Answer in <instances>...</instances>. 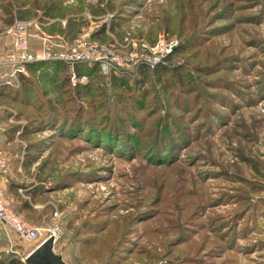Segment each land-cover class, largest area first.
I'll use <instances>...</instances> for the list:
<instances>
[{"label":"rangeland","instance_id":"1","mask_svg":"<svg viewBox=\"0 0 264 264\" xmlns=\"http://www.w3.org/2000/svg\"><path fill=\"white\" fill-rule=\"evenodd\" d=\"M10 2L14 13L26 17L16 20L42 24L32 30L36 49L50 36L54 48L69 50L76 38L107 23L116 31L92 41L123 61L134 51L120 46L128 33L153 45L169 25L178 46L187 40L188 47L170 59L177 75L163 74L161 83L155 79L142 88L98 78L91 80L89 96L77 98L76 108L90 107L80 115L83 126L87 113L103 125L107 115L119 146L136 142V150L92 143L81 127L70 129L72 122L61 127L64 117L57 127L14 135L17 127L49 122V104L56 107L58 99L74 94L72 82L59 88L64 73L29 72L27 104L21 94L15 99L16 87L0 91V152L23 166L14 181L9 177L0 186L34 226L51 225L53 214H62L65 235L55 250L66 264H264V0H5L2 6ZM9 18L0 9V38L6 41L0 40V53L10 46L4 35ZM179 80L195 93L184 94ZM21 86L27 89L22 80ZM180 92L189 112L175 107ZM133 93L136 99L145 94V112L127 100ZM154 102L157 113H148ZM129 115L143 121L129 122ZM155 138L170 163L148 160ZM31 142L39 144L28 151ZM27 186L44 192L32 201ZM23 201L33 203V211L19 212ZM35 247L0 225V264L12 256L26 264Z\"/></svg>","mask_w":264,"mask_h":264},{"label":"built area","instance_id":"2","mask_svg":"<svg viewBox=\"0 0 264 264\" xmlns=\"http://www.w3.org/2000/svg\"><path fill=\"white\" fill-rule=\"evenodd\" d=\"M107 25L106 31L111 34V24L107 23ZM39 26H42V24L34 20H18L5 28L4 35L10 39L8 50L0 53V71H7L3 78L5 85L20 87L21 76L28 75V65L51 61H61L69 67L71 82L74 86L87 80V77L81 79L77 77L75 65L78 63L98 64L105 76H109L112 72L120 75L136 76L143 66L152 69L163 63L179 45L178 40L172 38L166 32L160 33L153 45L145 39H135L128 33L121 40L120 46L123 45V49L132 48L134 51L130 52V57L126 61H123L116 56L115 51L111 48L104 46L100 42H93V34L79 36L69 50L65 47L56 49L52 45L50 36L43 37L44 45L42 49H36L30 40L33 28H39ZM18 135H21V132ZM16 139L19 143H23L18 138ZM9 171L10 160L6 154L0 152V177H6ZM0 225L26 242L36 245V249L49 239H53L55 250L56 243L65 235L62 225V214L59 211L53 214V223L51 225L34 226L14 209L1 186Z\"/></svg>","mask_w":264,"mask_h":264},{"label":"trees","instance_id":"3","mask_svg":"<svg viewBox=\"0 0 264 264\" xmlns=\"http://www.w3.org/2000/svg\"><path fill=\"white\" fill-rule=\"evenodd\" d=\"M4 1L5 0H0V9L4 10L5 15L7 13L10 16L9 20L6 21V23L9 24L8 26H11L16 21H18V20H16L18 17L20 19H26V17L21 15L20 12H16V13L13 12V8H14L13 2H10L8 5L5 4L4 6H2V3ZM21 21H30V20H21ZM114 28L115 27L111 28L112 32L116 31V28L115 29ZM170 28H171V26L166 25V30L169 31V32L166 31L168 34H170V30H169ZM173 32L176 33V30H174ZM105 34H106V25H104L101 28V30H98V32L93 33L92 39L93 38L98 39L100 36H104ZM179 36L182 37L181 34H179ZM139 38H143V37H139ZM144 39L146 40V38H144ZM156 40H157V37L155 38V42H156ZM187 47H188L187 46V40H185V42L183 44H181V46H178L175 49V51L171 55H169L163 63L157 65L155 68H152V69L149 67L143 66L140 68L139 73L136 76H129V75H125V74L120 75V74H117L115 72H112L109 76H105V75H103V73L101 71V67L98 64L78 63L75 65V72L77 74V77L79 79H81L83 77H87L89 79V83L84 85V86L81 84H78L76 86L71 84L70 69L65 63H63L61 61H51V62H42V63L30 64V65H28V75H29V72L37 73L40 71H44V73H47V74L53 73L54 75H56L58 77L61 73L66 74L67 76L62 81L61 86H59V88L61 90V88H64L67 83H70L71 86L73 87L71 89H73L72 91L74 94L72 96H69L67 98V100H63V98L58 99V101L55 103V104H57L56 107L49 104L48 112H47V115L49 116V118L46 119L47 121L49 119V122H31L32 124L28 123L26 126L17 127L15 129H13L12 131L14 132V135H16L18 132H21V136L31 135L32 133H34V131L36 129H40V127L42 125H51L52 127H57L58 126L57 121L61 120V117H64L62 119L63 123L61 124V127H66L67 124H65V123L68 121L72 122L73 125L70 127V129H76V128L79 129L81 127L82 130L80 129L79 132L81 134H84V136L87 139L91 140L92 143L101 144L104 148H107L110 150H113L116 147V145H118V147H120V149H123L126 151L136 150V145H137L136 142H129L128 141L130 144L126 143L127 145H125V146L124 145L119 146L120 139H119V135L117 133V127L108 128V126H109L108 123L109 122L111 123L114 120H112V118H108L107 115H103L101 118V121H103V123L105 124V125H103V124H101V122H94V119H96V118H94L92 116V114L87 113V116H89V117L87 118L86 123L87 124L89 123V124L88 125L86 124L83 126L82 123H84V122L81 121L82 118L80 117V115H82V113H84V112L89 111L90 107L88 108V107H85L83 105H81V106L79 105L78 108H76L75 104L77 105V103H76L78 100L77 98L82 99L81 95H83V98L86 96H89L92 93L93 87H94V82H91V80H97L98 78H107L111 82H113L116 87H121V88H127L129 83H131V82H133V84L135 86H138L140 88L144 87L146 84L150 83L151 81H155V79H156V81L158 79V81L161 83V75H163V74L167 75L168 73L172 74V76L177 75L178 67H176L175 64L171 65L170 59L175 54L180 53L181 50H183V49L185 50V48H187ZM177 78L183 80L182 77H177ZM21 80H22V84L24 83V85L27 87V89L26 88L23 89L22 86H21L22 88L18 87V90L15 91V94H17L15 96V99L21 94L23 96V98H22L23 101L26 102V104H27L31 99V91H29L31 89L29 87L31 80H29V78L26 76H21L20 84H21ZM177 82L178 83L180 82L181 90L184 94L187 95V94L195 93L194 89L186 88L184 85V82H181L180 80ZM207 84H210V83H207ZM168 85H170V82L168 83ZM213 85H214V83H213ZM170 87H172V86H170ZM12 88H14V87L5 85V86L1 87L0 91L7 93L6 92L7 89H9L11 92ZM57 88H58V86H57ZM174 88H176V87H174ZM23 90L24 91L26 90L25 94H24ZM66 91L70 92V90H66ZM82 92H83V94H82ZM182 92H180L178 95V98L175 102V104H176L175 107H179L180 109L183 110V112H186V111L189 112L190 111V104L188 103L187 98L186 99L183 98L182 101L179 99L183 95ZM62 94H65V93H62ZM135 94L136 93H133L132 96H130V98H127V100L129 99L132 102L136 100L137 103L132 107L136 111H140V109H141V110H143V112H145V109H147V105L145 102V100H146L145 94L143 96L138 97L137 99L135 98ZM121 98L123 99L124 97H121ZM200 98H201V94L197 93V95L195 96V99L200 100ZM68 104H70L71 106H68ZM154 104H156V106L153 107L151 110H149L148 113H150V111L155 113V114L157 113L154 111H156L159 108V106L157 105V102H154ZM59 106H60V108H58ZM61 107H62V111L60 112L59 109H61ZM122 108H121V110H123ZM64 109H66V110L64 111ZM99 110H101V108ZM109 111H110V109H109ZM166 111L167 110H165V113H166L165 117L169 118L170 115ZM130 112H131V110H130ZM130 112H129V114H130ZM199 112L200 111L197 110L196 113H199ZM68 113H76V114L72 118H69L67 116H63L64 114H68ZM132 115H134V114L132 113ZM129 118H130L129 122H142L143 121V119H138V118H136V120H135L134 116L132 117L130 115H129ZM122 122H124V121H122ZM115 123H118V122L116 121ZM105 126H107V128H105ZM156 139H157V141L154 142V147L151 148V150L147 151V153L149 154V157H147V158H149L148 160L151 159V161H153V162L170 163V161L172 160L171 158L168 161L167 157H164V156L162 157V155L160 154V151H159L160 150L159 149V142L160 141L158 140V138H155V140ZM13 142H14V140H12V139L7 140L8 144H13ZM38 142H36V143L31 142L30 144H28V149H29L28 151H31L30 149L33 147L34 148L38 147V144H39ZM172 145H169L170 149H172V147H171ZM26 155H28L31 158L32 163H35V159H36V157L34 156L35 154H30V152H29V154H26ZM31 162H29L27 164L30 165V164H32ZM41 177L42 176L40 174V175H38L37 179L38 180L40 179V181L43 183V181L41 180ZM60 183H62V182H57V184H60ZM18 186H19V188L22 187L21 184H17V183H13L12 187L18 188ZM40 186H42V185H40ZM40 186L24 187V188H27L25 194L27 196H30L32 198V201H34L36 195L44 192L43 191L44 188H42ZM33 208H34L33 203L28 202V201H23L19 204V212L23 213V215H24V213L26 214L27 211L28 212L33 211ZM26 219H29L27 214H26ZM6 264H23V263H21V261L19 259H17L15 256H12V258Z\"/></svg>","mask_w":264,"mask_h":264},{"label":"water","instance_id":"4","mask_svg":"<svg viewBox=\"0 0 264 264\" xmlns=\"http://www.w3.org/2000/svg\"><path fill=\"white\" fill-rule=\"evenodd\" d=\"M26 264H66V262L55 252L54 240L49 239L29 254Z\"/></svg>","mask_w":264,"mask_h":264},{"label":"crops","instance_id":"5","mask_svg":"<svg viewBox=\"0 0 264 264\" xmlns=\"http://www.w3.org/2000/svg\"><path fill=\"white\" fill-rule=\"evenodd\" d=\"M5 38H3L2 40H1V38H0V40L2 41V42H6V41H3ZM35 42H36V40H34ZM10 42L8 41V44H9ZM6 45V44H5ZM41 45V44H40ZM38 49L40 48V47H37ZM5 49V48H4ZM7 73V71L6 70H2V71H0V80H3V78H4V75ZM16 141H17V139H16ZM17 143H19L18 141H17ZM9 145H11V144H9ZM11 158V157H10ZM22 159V158H21ZM10 160V171H9V173H8V175H7V177L6 178H1L0 177V185L2 184L1 182L3 181V180H7V178H9V177H12V178H10L11 179V181H14L13 180V177H14V175L15 174H17V172H16V170L18 169V172L20 173V172H22V169H23V166H22V163L19 165L20 167L18 168L17 166V162L18 161H12V159H9ZM8 181V180H7ZM6 193V192H5ZM8 197V196H7ZM35 207V206H34ZM57 253V252H56Z\"/></svg>","mask_w":264,"mask_h":264}]
</instances>
